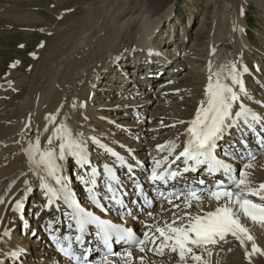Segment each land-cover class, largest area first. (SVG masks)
Masks as SVG:
<instances>
[{
	"label": "bare ground",
	"instance_id": "6f19581e",
	"mask_svg": "<svg viewBox=\"0 0 264 264\" xmlns=\"http://www.w3.org/2000/svg\"><path fill=\"white\" fill-rule=\"evenodd\" d=\"M103 3H105L106 6H102ZM166 4L167 3L164 4V0H124V7L121 13L118 14L117 11L121 9L120 0H101V4L95 6L94 9L80 12L79 16L73 19L72 24H67L69 29L67 28V30H64L58 27L55 28L53 32L49 31L52 34H50L51 36L49 35L50 37H47L43 48L34 57L36 60L33 62L30 73L25 77L28 81H26L27 86L22 93L19 91V87L25 82V79L15 81L14 85L9 90L0 89V264H19L20 262H22V264H57L58 261L56 254L52 252L51 249H47L46 252H43V250L41 253L40 251H36V253L39 254L29 250L30 244H22V241H20L21 239L19 240V237H16L18 232L11 230L12 226H16L19 222L18 220L22 215V208L25 200L22 199L25 196V192H27L26 197L28 196L29 191L32 190V186L38 187L37 192L39 196L37 198L34 197L33 200L35 199V202L40 204L28 210L31 214L35 211L38 212L39 207L43 205L44 201L49 196L50 186L57 185L59 188H63L71 186L73 183L69 178H66L64 182L61 181L62 178L68 176L67 171L69 167L72 166V163L75 162L76 158L79 156L66 154L63 160L57 161L58 167L56 168L55 175L51 176L48 174L47 170L42 171L37 168L35 164L29 162L26 150L30 145L35 144L37 138L40 141L41 151L51 148L58 156V144L60 141L54 135L53 130L59 125H66L73 134V137L83 143V155L86 157H88V145L92 146V144L95 145V143L98 144L99 141H101L111 143L117 146V149L125 152L131 157H136L140 161V164L147 163L151 160V158L147 160L148 158H145L141 151H137L140 154L138 155L135 149H133V145V147H131L124 141L114 139L105 131H103L102 136H100V131L94 128L91 122L92 120H85L87 119L86 117L96 119V115L98 114L91 108V100H88L87 96L95 85V81L92 77H99L96 74L99 70L100 62L106 58H114L118 55L120 53L118 48L132 36L139 34L141 29L144 32H149L152 26L151 21L147 23L149 17L157 15L166 19L168 16V12L165 9ZM236 6H238V4H236ZM231 8L232 5H227L224 9L222 8V11L221 9L219 10L218 13L221 14L220 17L219 14L215 16V18L217 17L216 26L218 27L221 25L223 31L221 37H216L215 43L213 44V60H210V62L208 61L209 66L202 80L201 92L194 93L193 115L191 117L189 116L190 118L188 117L189 119L186 123L180 121L183 120L180 115L174 119L177 127L180 126L177 133H175V140L168 139L160 147L157 145L156 153L160 152L159 149L162 148H164L162 154H165V152L170 153L173 150L176 151L179 142L186 139L188 135L187 129L190 126V122L195 117L198 108H200L202 104L205 107L207 106L208 96L206 95V89L204 87L209 84L210 77L214 85L217 79L222 83L229 84L236 93V97H238V94H245V87L242 81L244 78L242 72L245 62L242 61L243 57L239 54L241 51L240 49L244 48L246 43L242 38V32L239 29L240 26L234 24V27H232L231 25V23L235 21V17L239 19V24L242 20L238 12H235L236 15L235 13L230 14L229 11H232ZM243 14L245 15L244 12ZM228 17L234 19L228 20ZM230 21L231 23H229ZM116 22H118V24H116ZM61 23L62 20L57 22L59 25ZM152 37L153 36L149 38ZM220 41L221 45L219 44L220 48L218 49L219 45L217 46V43ZM236 47L239 48V51L236 50ZM152 50H154V48ZM108 63H110V61ZM120 63L127 64V60H119L116 63L118 74L123 75L124 70H121L119 66ZM144 65L148 69L151 67V65L147 63ZM233 65H235V72L231 70ZM110 71L111 77L116 84L111 82L109 85L114 84L112 85L113 89L116 90L118 88L116 92L125 89L121 84L119 85V82L124 80L125 77L115 74V69L113 68H111ZM233 76L242 83L243 90H241V83L232 82ZM138 84H143V81ZM20 93L22 96L19 97L20 99L17 97L16 100L19 99L18 102L13 103L12 100ZM3 96H7V98ZM80 102L82 106L86 104V107L81 108ZM231 105L230 117L225 121V129L227 133H229L227 138L233 136V133L236 134L240 132H248L251 137H253V135L254 137H262L259 135L264 134V119H261L260 114H258L257 111L243 107L237 98L231 102ZM242 110L246 114L250 124L261 122L262 132L256 133L242 121L241 117L244 116L237 117L235 115L236 112ZM253 114L259 119L253 120ZM52 117H55V119H52ZM96 136L98 137L95 138ZM49 137H53L51 145L48 143ZM231 140L226 139L224 142L231 145ZM232 141L237 142L235 139ZM101 147L102 144L100 147L98 146L96 152L97 158L94 162H104L102 158L103 150ZM95 148L97 149V147ZM248 148L252 147L248 146ZM223 149L226 150L225 147H223ZM263 149L264 142L258 140V146L255 150L261 151ZM257 154V152H253V156ZM254 157L246 161V165H250V167H244L242 171L246 173L244 177L246 181L245 186H249L251 189L254 187L255 189H259L260 184L264 183V156L260 155V157ZM201 174L204 178H208L210 175L207 171H201ZM75 175L79 176L81 180L75 184L73 189L80 190V188L87 187V181H90L89 177H85L83 174L79 175L78 171ZM238 176L240 179V174H238ZM41 177H43V180ZM57 180H59V183H57ZM42 184L44 187L41 186ZM227 189L228 188H223L216 191H229ZM230 192L236 193L234 191ZM191 193L192 192L182 193L178 203L175 202L176 204L172 203L170 205H165V207L162 208L163 212L160 210L156 215L152 213V215L144 216L145 218L141 219L138 223L135 222L134 225L137 227L140 234L148 233V236L151 235L150 240L147 241V246L153 249L158 246L163 252H172L170 247L171 242H164L163 237H160L159 233L156 232L157 227H163L162 223L164 221H166L165 224L175 221L177 223L176 226H180L181 223L187 225L197 216L206 217L207 213L215 212L217 208L227 206L232 208L235 217H237L241 225L247 229L248 234L253 237V239L249 241L241 235V239H243L248 250H250V248L252 250V244H256L259 240L257 235L262 231L261 229L264 227V221L257 220L254 222L249 217L247 219L242 209L235 203V196H233L231 200L225 196L216 199L211 195L213 192H204L195 193V195L199 197V199H196L190 195ZM260 193L263 196L261 195L258 199L264 204V198H262L264 197V190H260ZM85 197H91L90 190L86 191ZM97 197L101 198L103 195L98 194ZM17 202L20 204L19 208L16 206ZM160 208L161 206H157L155 209ZM31 219L33 218L31 217ZM254 229H257L258 232ZM230 235L231 233H226L224 237ZM153 237L155 238V243L150 242ZM42 238L43 235L40 237L35 235V239H38V242L33 240V250H36L34 247L36 245L43 246L47 244ZM214 241L215 242L202 243L194 248L195 254L202 258L200 261H193L191 254H186L184 259L189 261L192 260V264H215L214 256L216 255H210L212 249L214 250L212 244L223 243L224 245H229L230 242L224 241L219 236L214 237ZM240 241L241 240H238V244H240ZM165 243L169 246L165 247ZM234 243L235 242H233V244ZM256 246L259 251L253 252L252 250L250 252L252 264H264V255L260 254V247L258 245ZM14 252L20 253L19 259L13 256ZM128 253H131V255H128ZM168 253H165L164 256H168ZM173 253L175 258L178 256L177 259H181L178 251ZM119 255L121 258L120 261L105 257L96 258L92 264H103V262H106V264H151L153 261L154 264H158L159 262L163 264H176L174 257H172L171 262H165V259L168 260L172 255L165 257L164 261L152 255L145 258L141 256V251L132 247H125L119 252Z\"/></svg>",
	"mask_w": 264,
	"mask_h": 264
},
{
	"label": "rangeland",
	"instance_id": "374dc122",
	"mask_svg": "<svg viewBox=\"0 0 264 264\" xmlns=\"http://www.w3.org/2000/svg\"><path fill=\"white\" fill-rule=\"evenodd\" d=\"M120 2L121 9L117 11L118 14L121 13L124 7V0H120ZM165 3H167L165 9L168 12L166 19L155 14V16L149 17L147 23L149 21L152 22L149 32H144L141 29L139 34L132 36L118 48L120 50L118 55L114 58H106L100 62L99 70L96 74L99 77H92L95 85L87 96L88 100H91V108L98 114L96 119L86 117L87 119L85 120H92L94 128L100 131V136H102L103 131L107 132L114 139L124 141L131 147L134 146L133 149H135L136 153L140 155L137 151H141L142 155L148 158L147 160L152 158L151 156L153 155L160 154V152L156 153L157 144H162L168 139L175 140V133L180 127L175 124L174 119L176 117L180 115L183 119L180 121L186 123L193 115L194 93L201 92L204 74L210 60H213V44L216 37H221L223 31L221 25L216 26L217 17L215 18V16L219 14L220 9L222 11L227 5H232V11H229L230 14L238 12L240 19H242L240 24L238 23L239 19H236V17L234 22L231 23L230 21L229 23H231L232 27H234V24L242 26L239 29L246 43L244 48L240 49V54L243 57L242 61L250 66V74L246 76V83L249 86L251 95L247 104L255 106L257 102V100H254L255 97L264 102V78L261 79L262 74H264V0H164ZM99 4H101V0H0V89L9 90L15 81L25 79V82L19 87V91L22 93L27 86L26 81H28L25 77L30 73L33 62L36 60L34 57L43 48L44 42L47 37L51 36V32L58 27L59 29L67 30L68 25L72 24L73 19L78 17L80 12L94 9ZM102 6H106L105 3ZM241 9L245 15L241 12ZM220 16L221 14H219ZM233 19L228 17V20ZM59 20H62L60 25L57 24ZM151 36L153 37L149 38ZM219 44L221 45V41L217 43V46ZM148 48H154L155 50H153L156 56L153 57L154 61L162 59L171 64L165 69L159 68L160 70H156L154 75L150 77L144 75V80H141L142 73L144 74L146 71L149 73L150 70L144 65L146 64L145 62H148L146 55L141 54ZM236 50L239 51V48L236 47ZM116 59L118 61L127 60V64H119L124 72L129 68V74L137 73V69L142 72L138 73L141 77H138V74L136 75L138 78L134 76L136 79L135 83L131 81L119 82V85L121 84L126 89L120 92H116L117 89L115 90L109 85L107 87L104 84L112 78L110 76L111 68L115 69V74H118L116 69L118 61ZM109 61L110 63H108ZM107 76L109 77L107 78ZM103 78L106 81L102 84ZM142 81L143 84H138ZM242 81L244 82L243 79ZM111 82L116 84L114 80H110L106 84ZM21 93L12 100L13 103L18 102L19 97L22 96ZM3 97L7 98V96ZM17 97L19 98L18 100H16ZM80 107L85 108L86 104L82 106L80 102ZM257 113L261 116V112ZM112 121H118L122 125L115 126ZM159 141L163 142L156 143ZM95 147L93 144L88 146V150L94 160H96L97 152ZM255 152L258 154L254 155L255 157L252 156V158L260 157V155L264 156V149L261 151L255 150ZM246 163L241 162L239 164V171H242ZM244 186L237 188L236 190L238 191L233 190L234 192H241L242 199L246 193L245 191L249 189V186ZM37 188L32 186V190L29 191L27 197V192H25V196L22 199H25L22 214L27 215L29 209L36 207L34 206L36 202L33 198L39 196ZM246 199L258 204L255 198H253L254 201L250 196H247ZM163 207L165 205H162L160 209H155L157 208L155 206L150 214L156 215L160 210L162 211ZM143 218L145 217H141L140 220ZM246 218L248 219V216ZM165 223L166 221L162 223V226ZM14 227L12 226L11 230L18 232L19 226L16 225ZM254 230L258 232L257 229ZM261 230L260 234L258 233L257 235L259 240L256 245L260 247V254L264 255V227ZM16 237H19L18 233ZM226 237L223 240L230 242L229 245H224L223 243L212 244L214 250L212 249L210 255H216L214 256V263L252 264L251 248L248 250L245 243H241V241L238 244V239L233 235ZM34 240L38 242V239ZM20 241L25 244L22 239ZM233 242L235 243L233 244ZM26 243L30 242L26 240ZM32 245L30 244L29 250L35 253L36 251H40V253L43 250V252L47 251L46 248H41L42 246L37 245L34 246L36 250H33ZM150 253L153 252L148 250V254ZM169 255L172 256L168 260L165 259ZM141 256H143V253ZM157 256L156 258L162 261L165 259V262H171L172 257L175 258L174 253H168V256H164V254ZM177 258H175L176 264H182V262L183 264H192V260ZM103 264H106V262H103ZM151 264H154V261ZM158 264L163 263L159 262Z\"/></svg>",
	"mask_w": 264,
	"mask_h": 264
},
{
	"label": "snow or ice",
	"instance_id": "6c2138e0",
	"mask_svg": "<svg viewBox=\"0 0 264 264\" xmlns=\"http://www.w3.org/2000/svg\"><path fill=\"white\" fill-rule=\"evenodd\" d=\"M231 70L235 72V65H233ZM209 81V84L206 86V95L208 96L207 106L205 107L202 104V106L198 108L195 117L190 122V126L187 129V132L190 134L189 139L179 156L185 157L186 163L188 160H192L196 164L207 162L209 171L219 170L220 168H223L225 171H230L231 165L224 163L222 160L213 158L211 149L215 146L216 139L222 133L225 121L230 117L231 102L237 97L229 84L222 83L217 79L214 85L211 82V77ZM232 82L241 83L235 76L232 77ZM241 90H243L242 83ZM235 115L237 117L244 116L245 124L248 123L247 116L243 110L236 112ZM52 119H55V117H52ZM252 119L258 120L259 118L253 114ZM53 132L60 141L58 144L59 155L57 156L51 148L41 151L40 141L37 138L35 144L30 145L26 150L30 163L35 164L36 167L42 171L47 170L49 175L54 176L56 168L58 167L57 161L63 160L66 154L79 156L84 163L89 162L83 155V143L73 137V134L66 125H59ZM52 142L53 137H49V145H51ZM201 157L205 159H200ZM177 158L179 159V157ZM245 167H250V165H246ZM172 175L175 176L176 173H172ZM245 176L246 173L241 171V178L237 181L238 185L246 184L244 179ZM41 179L43 180V177H41ZM150 179L159 180L162 179V175L153 169ZM57 183H59V180H57ZM41 186L44 187L43 184ZM260 190H264V183L260 184L259 189L249 188L248 193L251 195H259ZM190 195L199 199L195 193H191ZM211 195L216 199L225 196L228 197L229 200L235 196V203L242 209L246 216L253 221H264V204H257L246 198L242 199L241 192L216 191L211 193ZM65 199L67 201V198ZM16 206L17 208L20 207L19 202H17ZM72 218L76 221L77 229L80 231L87 225L95 224L98 229L97 235L101 238L105 246L109 244L113 235L117 241L137 242V238L130 229H124L122 226L114 225L110 221L101 220L99 217L79 206L73 209ZM175 223L176 222L173 221L172 223L165 224L163 227H157L156 232L159 233L160 237H163L164 242H171V251H178L181 260H184L186 254H191L193 260L200 261L202 258L195 254L194 248L205 242H215L214 237L217 236L223 239L226 233H231V235L238 240H241V243L244 242L243 239H241V235L249 241L253 239V237L248 234L247 229L241 225L239 219L235 217L232 208L227 206L217 208L215 212L207 213L206 217L197 216L187 225L181 223L180 226H175ZM76 239L77 242H79L80 236L78 235ZM146 240H148V233H145V239L139 240L138 243L143 245ZM150 242L155 243V238L153 237ZM164 246L168 247L169 245L165 243ZM61 250L64 251L66 255H71L69 249L62 248ZM140 250L143 251V247H141ZM252 250L253 252L259 251L255 243L252 244ZM128 255H131V253H128Z\"/></svg>",
	"mask_w": 264,
	"mask_h": 264
}]
</instances>
